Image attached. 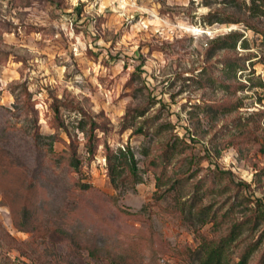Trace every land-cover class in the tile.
Instances as JSON below:
<instances>
[{
  "label": "rangeland",
  "instance_id": "1",
  "mask_svg": "<svg viewBox=\"0 0 264 264\" xmlns=\"http://www.w3.org/2000/svg\"><path fill=\"white\" fill-rule=\"evenodd\" d=\"M243 1L0 0V264H196L262 217L264 17ZM127 146L142 181L116 188Z\"/></svg>",
  "mask_w": 264,
  "mask_h": 264
},
{
  "label": "trees",
  "instance_id": "2",
  "mask_svg": "<svg viewBox=\"0 0 264 264\" xmlns=\"http://www.w3.org/2000/svg\"><path fill=\"white\" fill-rule=\"evenodd\" d=\"M242 3L250 17H264V0H244ZM228 21L235 22V20ZM262 35V46L264 48V31H262ZM231 36L234 37L232 39V46H235L236 42L240 39V34L233 33L232 35L229 34L227 37L231 39ZM229 43L231 44V42L223 43L220 47H226V45H230ZM229 67L233 69V64L231 63ZM176 149L177 144L172 143L168 145L166 152L172 156L174 155L173 151ZM106 158L108 162L109 177L116 188L121 185L125 186L128 181H131V183L134 184L142 181L138 160L129 146L118 148L117 151L108 149ZM70 163L74 170L79 171V160L72 157ZM90 186L91 185L88 183L81 184V187L83 188H89ZM191 207L195 208L196 203L192 202ZM198 211L199 213L197 216L199 217L198 219L200 222L204 223L211 220L209 219L210 214H208L204 208H198ZM262 219H264V214H262L261 217L259 214L254 213V216L252 214L246 220H238L234 222L231 229L225 235L211 239L204 238L199 244V247L194 250L196 264H250L254 254L263 243V239L260 238L254 242H250L238 255H235V249L239 237L245 232L246 225L252 226V229L257 223L259 225ZM255 264H264V250Z\"/></svg>",
  "mask_w": 264,
  "mask_h": 264
}]
</instances>
